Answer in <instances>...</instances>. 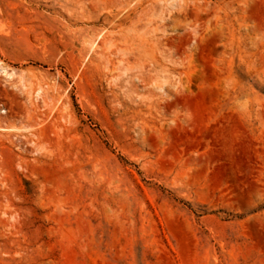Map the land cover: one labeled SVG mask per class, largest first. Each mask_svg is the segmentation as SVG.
Instances as JSON below:
<instances>
[{
	"label": "rangeland",
	"instance_id": "374dc122",
	"mask_svg": "<svg viewBox=\"0 0 264 264\" xmlns=\"http://www.w3.org/2000/svg\"><path fill=\"white\" fill-rule=\"evenodd\" d=\"M0 61V264H264V0H0Z\"/></svg>",
	"mask_w": 264,
	"mask_h": 264
},
{
	"label": "bare ground",
	"instance_id": "6f19581e",
	"mask_svg": "<svg viewBox=\"0 0 264 264\" xmlns=\"http://www.w3.org/2000/svg\"><path fill=\"white\" fill-rule=\"evenodd\" d=\"M166 11V10H165ZM166 14H169V12H167ZM103 36L101 35V34H97V35H95L91 40L89 39V49L90 48H95V47H98L99 46V41L101 40V38H102ZM0 73L1 74H3L4 76H6V77H10V76H12V74H13V70L12 69H8L4 64H3V62L2 61H0ZM52 85V84H51ZM49 87V86H48ZM50 88V87H49ZM46 90V88L44 89V91ZM41 91V88H38V89H36V90H34V91H31V92H33V93H31L30 92V95L32 94V96H31V98H37L38 96H40L39 95V92ZM45 94H46V96L48 97L49 95H48V90H46L45 91ZM50 97V96H49ZM48 97V98H49ZM54 105V104H53ZM2 129H5L4 127H1L0 126V130H2ZM16 137V136H15ZM18 137V136H17Z\"/></svg>",
	"mask_w": 264,
	"mask_h": 264
}]
</instances>
